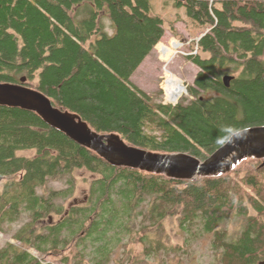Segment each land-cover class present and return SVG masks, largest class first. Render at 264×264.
Wrapping results in <instances>:
<instances>
[{
    "label": "trees",
    "instance_id": "16d2710c",
    "mask_svg": "<svg viewBox=\"0 0 264 264\" xmlns=\"http://www.w3.org/2000/svg\"><path fill=\"white\" fill-rule=\"evenodd\" d=\"M172 1L187 17L210 27L197 42V53L185 57L198 72L176 104L155 100L130 81L165 34L164 20L152 12L150 0H0V82L19 84L25 77L23 84L79 115L97 133H116L131 146L183 152L203 161L236 132L264 126V0ZM104 11L115 27L112 35L101 21ZM165 46L177 51L180 43ZM226 75L231 76L228 86ZM25 150L34 152L18 154ZM263 162L250 157L216 176L169 178L113 166L37 113L0 106V181H6L0 212H79L72 234L77 246L71 249H78L76 264L88 238L105 241L96 263L104 264L112 230L118 240L125 233L133 242L148 241L145 255L168 250L155 235L173 215L182 229L200 222L202 233L213 235L221 264H257L264 260ZM79 170L93 174L83 204L67 209L53 204L73 187L59 197L35 193L48 179L70 180ZM232 215L242 217L243 225L229 240L220 225ZM66 241L34 246L61 253ZM13 264L44 263L15 248Z\"/></svg>",
    "mask_w": 264,
    "mask_h": 264
},
{
    "label": "rangeland",
    "instance_id": "374dc122",
    "mask_svg": "<svg viewBox=\"0 0 264 264\" xmlns=\"http://www.w3.org/2000/svg\"><path fill=\"white\" fill-rule=\"evenodd\" d=\"M150 2L152 12L159 14L164 20L165 34L131 76L130 81L155 100L173 104V102H178L182 97L186 96L187 92H185L184 88L176 101L171 100L168 97L169 90L172 87L171 79H177L184 86L193 82L198 68L185 57L189 54L197 53V42L203 35L208 33L210 27L208 25H200L187 17L184 8L174 7L172 0H150ZM101 21L109 34L112 35L115 32V27L107 11H104ZM172 41L180 43V47L176 52L172 51L171 54H164L158 48L160 44L170 46ZM33 152V150H25L18 152V154L31 156ZM92 177V173L86 170H79L73 173V179L70 178V180L62 177L50 178L43 185L37 186L35 193L43 198L45 195L56 197L62 191L70 192V188L73 187L72 193L67 197L58 196L59 198L56 197L55 199L57 200L53 201V204H60L64 209H67L70 204L81 205L88 200L89 185ZM71 182H74V185L70 187ZM5 183L6 181L4 180L0 181V193H2ZM74 200L78 203H73ZM16 219L17 221L10 225L9 228H7V225L3 228L4 234L0 232V248L7 239H10L11 236L18 232L19 228L25 223L26 216L21 214ZM140 220L141 217L134 219L136 228L139 227ZM242 223V217L232 215L223 220L220 228L228 234L227 238L229 240H234L242 229ZM129 225L131 227L134 226L132 221H130ZM200 225V222H196L194 226L182 229L183 227L179 226L178 216L168 217L159 229L161 233L156 234L155 237L160 236L163 241L161 243L165 244L166 242V246L169 248L166 251L162 249L158 253L149 256L143 252L144 248L150 245L148 241L145 243L133 242L125 233L119 235L122 237L118 240V235H115L112 230L107 235L110 251L107 253L108 256L104 264H221L219 251L213 249V235L202 233ZM104 242L102 239L94 240L88 238L82 240L81 243L85 248L80 249L83 257L79 263L96 264L98 258L101 257L102 252L100 250ZM13 246L14 249L25 250L26 245L18 241ZM30 252L31 255L33 254L37 257L40 255H37L38 252L32 249H30ZM41 255L44 257H40L42 261H51L44 264H76L78 261V249L71 250L68 248L61 253L50 251Z\"/></svg>",
    "mask_w": 264,
    "mask_h": 264
},
{
    "label": "water",
    "instance_id": "95a60500",
    "mask_svg": "<svg viewBox=\"0 0 264 264\" xmlns=\"http://www.w3.org/2000/svg\"><path fill=\"white\" fill-rule=\"evenodd\" d=\"M25 80L22 77L19 84L0 82V106L20 107L37 113L49 126L60 130L74 142L97 152L114 166L191 180L229 172L246 158L264 159V126L249 127L236 132L203 161L183 152L156 153L128 145L116 133H97L79 115L55 107L42 92L23 84ZM223 80L228 86L231 76L226 75ZM257 264H264V260Z\"/></svg>",
    "mask_w": 264,
    "mask_h": 264
},
{
    "label": "flooded vegetation",
    "instance_id": "af4514ba",
    "mask_svg": "<svg viewBox=\"0 0 264 264\" xmlns=\"http://www.w3.org/2000/svg\"><path fill=\"white\" fill-rule=\"evenodd\" d=\"M4 189L5 187L3 186L2 192ZM73 203L78 202L74 200ZM72 205L74 204H70V206ZM21 214L26 216L25 223H23L18 232L11 236L10 239H7L4 245L0 248V264H13V244L18 241L21 242V244L24 243L26 245L24 249L28 253L31 254L30 249L38 252L37 255L40 254L38 257L34 256L33 254L32 255L39 259L42 263H50L51 261H42L40 259V257H43L41 254L45 252L38 251L34 246V244H37L39 241L49 240L47 244H52V241H62L66 239L67 244L64 249H72L73 247L77 246V239L72 234L77 231L79 226V212H27L26 210L23 212H0L1 234H4L3 228L6 225L7 228H9L10 225L17 221L16 217L20 216ZM92 220V216L86 220L83 227L84 233L89 229V226L92 224ZM52 231L60 233V235H57L58 238L52 236L55 234ZM21 233L22 235L20 237H16Z\"/></svg>",
    "mask_w": 264,
    "mask_h": 264
},
{
    "label": "bare ground",
    "instance_id": "6f19581e",
    "mask_svg": "<svg viewBox=\"0 0 264 264\" xmlns=\"http://www.w3.org/2000/svg\"><path fill=\"white\" fill-rule=\"evenodd\" d=\"M158 48L160 49V51L164 52V54H171L172 49L160 44L158 45ZM176 52V51H175ZM172 81V84H171V89L169 90V94H168V97L173 100V101H176L177 98L179 97L180 93L184 90L185 86L184 84H181L177 79H171ZM168 100V99H167ZM170 101V100H168ZM172 102V101H170ZM177 102V101H176ZM176 102H173V103H176ZM9 107V106H8ZM15 108H20V107H15ZM45 122V121H44ZM46 123V122H45ZM85 147V146H84ZM142 149V148H141ZM148 151V150H147ZM97 153V152H96ZM98 154V153H97ZM99 155V154H98ZM100 156V155H99ZM101 157V156H100ZM102 158V157H101ZM105 160V159H104ZM106 161V160H105ZM107 162V161H106ZM110 164V163H109ZM114 166V165H113ZM140 170V169H139ZM216 176V175H215Z\"/></svg>",
    "mask_w": 264,
    "mask_h": 264
}]
</instances>
